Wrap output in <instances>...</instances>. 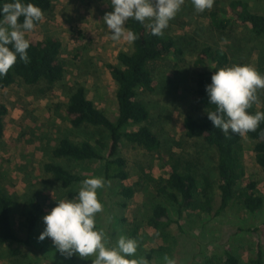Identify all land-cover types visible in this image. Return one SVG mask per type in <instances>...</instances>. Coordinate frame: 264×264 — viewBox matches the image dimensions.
<instances>
[{
	"label": "rangeland",
	"instance_id": "obj_1",
	"mask_svg": "<svg viewBox=\"0 0 264 264\" xmlns=\"http://www.w3.org/2000/svg\"><path fill=\"white\" fill-rule=\"evenodd\" d=\"M52 1V10L44 14L42 23L34 31L27 33V38L59 40L63 46L66 77L53 88L45 83L30 87L18 82L9 89L0 90V103L8 108L5 136L0 139V193L12 198L13 224L18 235L29 242V245L20 247L0 246V264H91V258L86 260L78 254L71 257L62 254L50 238L40 241L39 236L46 227L43 220L29 234L24 228V212L30 199L42 201L46 215L57 206V202L70 199L68 191L45 172L46 164L61 165L87 178L105 179L102 164L56 159L53 152L66 136L78 141L91 140L93 144L101 138L99 129L77 131L67 120L65 107L77 84L86 87L88 98L111 120H116L117 85L107 66L118 65L119 54L130 52L132 43L111 38L112 33L104 23L105 15L114 11L111 0ZM231 1L215 0L212 9L200 13L191 0H185L181 11L170 21L168 29L183 39L184 54L170 55L166 61L160 62L155 72L156 90L141 95V100L151 109L148 124L160 137L162 152L154 155L126 145L122 153L128 162V181L111 180L110 186L99 192L104 208L97 215V225L115 243L119 236H129L131 229L136 227V220L142 221L149 216V205L156 201L150 179L166 175V164L171 156L197 174L200 181L208 178L213 183L215 209L212 214L199 216L198 212H192L181 219L177 210L169 207L171 218L178 222L170 229L173 236L170 243L165 244L150 228H140L139 236L134 238L139 242L137 255L147 258L149 252L155 251L153 264H163L165 255L174 257L177 264H207L228 250L238 251L248 259L249 253L258 245L264 248V209L252 215L235 205L224 215L216 216L219 207V191L215 188L217 152L203 141L188 138L184 125L188 117H204V111L193 94V63L200 50L196 48L205 44L219 46L233 54L234 65L245 63L256 69L259 65L264 67V61H260L264 49L259 52L264 41L258 42V47L243 45L245 37L249 36L247 31L238 29L224 34L213 30L209 12L216 7L226 9ZM245 1L251 4L254 12L264 15V0ZM238 49L243 55L237 54ZM241 139L244 182L257 181L259 194L264 197V173L256 163L254 144L246 135ZM81 184L74 185L70 191L79 192ZM127 187L135 191L131 199L121 195ZM14 249L21 251L19 256L11 254Z\"/></svg>",
	"mask_w": 264,
	"mask_h": 264
},
{
	"label": "trees",
	"instance_id": "obj_2",
	"mask_svg": "<svg viewBox=\"0 0 264 264\" xmlns=\"http://www.w3.org/2000/svg\"><path fill=\"white\" fill-rule=\"evenodd\" d=\"M4 2L9 0H0V5ZM25 3H33L40 7L44 14L53 8L52 0H25ZM208 16L215 31L224 34L238 29L247 31L249 36L245 37L243 45L254 44L253 47H258V42L264 41V15L254 12L248 1L233 0L226 9L216 7ZM126 26L137 34L138 39L132 43L130 52L119 54L118 65L107 66L117 85L118 117L115 121L111 120L88 98L86 87L77 84L65 107L67 120L77 131L86 128L99 129L102 132L101 138L93 144L91 140L78 141L66 136L60 140L53 152L56 159H66L79 164L100 163L106 181L116 180L122 183L129 179L128 162L122 153L126 145L154 155L162 152L161 139L148 124L151 109L141 100V95L156 90L155 72L160 62L166 61L170 55H183V49L186 47L183 39L173 35L168 28L164 30L163 36H154L150 29L135 20L130 19ZM29 40L31 41L28 50L30 63L26 65L18 58L9 73L0 78V90L9 89L18 82L30 87H38L45 83L49 88H53L62 83L66 77L62 43L54 38ZM196 49L200 50L193 63L192 81L195 88L193 94L204 111V117L199 119L188 117L184 123L186 135L190 139L203 141L206 146L217 152L215 188L219 191V207L216 216L224 215L235 205L256 215L264 209V197L259 194L257 181L244 182V146L241 136L226 137L220 129L214 127L207 116V111L214 110L215 106L209 105L206 86L211 84L215 71L233 66L236 62L233 60V54L219 46L205 44L204 47ZM259 49V52H263L261 49L264 47L261 46ZM241 51L238 49L237 54L243 55ZM260 59L264 61V54ZM257 70L264 74L263 66L259 65ZM257 111L264 112V91L258 92L257 103L249 109L252 114ZM7 115V106L0 103V139L5 136ZM136 126L137 128L134 129L133 127ZM245 135L253 142L256 163L264 173V122L260 123L255 132ZM166 168L168 169L166 175L157 179L151 177L150 182L154 184L151 192L156 201L150 203V213L147 218L142 221L136 220V227L131 229L128 237H138L140 228L145 226L165 244L170 243L173 239L170 229L178 222L171 218L169 207L176 209L181 219L192 212H198L199 216L213 213L215 192H213L214 185L208 178L200 181L197 174L187 166H183L173 156L167 161ZM44 170L68 191L67 195L70 199L78 195V192L70 189L88 179L82 174L53 163L46 164ZM134 194V189L130 187L121 191V195L126 199L133 198ZM12 208V198L0 193V246L29 245L28 241L18 235L12 220ZM44 216L46 210L42 201L30 199L24 212V228L29 234L39 227ZM20 253L19 249L11 251L13 256H19ZM154 253L155 251H151L147 254L150 262ZM207 264H264V248L258 245L249 253L248 259L238 251L228 250L219 259L211 260Z\"/></svg>",
	"mask_w": 264,
	"mask_h": 264
},
{
	"label": "clouds",
	"instance_id": "obj_3",
	"mask_svg": "<svg viewBox=\"0 0 264 264\" xmlns=\"http://www.w3.org/2000/svg\"><path fill=\"white\" fill-rule=\"evenodd\" d=\"M197 12L213 8L215 0H191ZM185 0H111L114 11L104 17V23L114 41L134 43L138 36L126 25L130 19L145 25L154 36H163L170 21L181 11ZM0 78L5 77L19 60L30 63L27 38L43 20V10L25 0H9L0 5ZM21 18L22 22H21ZM212 82L206 86L209 105L208 119L226 137L244 136L255 132L264 122V112L255 114L249 109L258 101V92L264 90V74L251 65H233L215 71ZM103 177L84 180L78 195L73 199L57 202V206L43 217L45 230L39 236L50 238L59 252L67 257L79 255L91 264H153L138 256L139 242L121 235L112 237L97 225V215L104 205L100 190L110 186ZM163 264H177L174 257L165 255Z\"/></svg>",
	"mask_w": 264,
	"mask_h": 264
}]
</instances>
